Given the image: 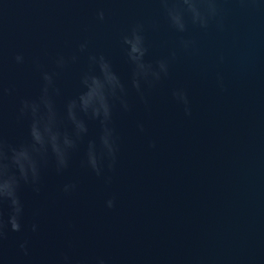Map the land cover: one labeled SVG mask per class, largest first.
<instances>
[{"label":"water","instance_id":"1","mask_svg":"<svg viewBox=\"0 0 264 264\" xmlns=\"http://www.w3.org/2000/svg\"><path fill=\"white\" fill-rule=\"evenodd\" d=\"M0 264H264V0H0Z\"/></svg>","mask_w":264,"mask_h":264},{"label":"clouds","instance_id":"2","mask_svg":"<svg viewBox=\"0 0 264 264\" xmlns=\"http://www.w3.org/2000/svg\"><path fill=\"white\" fill-rule=\"evenodd\" d=\"M100 15H101V18H103V13H101ZM134 50H136V49H134ZM17 59L19 60L21 58L18 57ZM93 163L95 164V162H93ZM13 204H16L17 205V201L16 200H13ZM109 206H112V202L111 201H109ZM15 212L17 214L20 212V208L18 206L15 208ZM11 225H12L13 230H16V231L19 230L20 225L18 223V220H17V216L16 215H13L11 217Z\"/></svg>","mask_w":264,"mask_h":264}]
</instances>
